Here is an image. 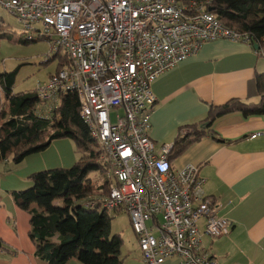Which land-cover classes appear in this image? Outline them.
I'll list each match as a JSON object with an SVG mask.
<instances>
[{
  "label": "built area",
  "instance_id": "built-area-1",
  "mask_svg": "<svg viewBox=\"0 0 264 264\" xmlns=\"http://www.w3.org/2000/svg\"><path fill=\"white\" fill-rule=\"evenodd\" d=\"M0 9L16 18L27 41L48 39L43 62L56 54L68 59L67 68L34 92L51 113L61 96L78 98L107 173L106 191L86 207L126 213L144 264H219L202 236L224 237L232 222L204 195L198 167L174 169L167 160L172 146L156 148L148 137L156 103L151 86L207 41L248 39L196 2L0 0Z\"/></svg>",
  "mask_w": 264,
  "mask_h": 264
},
{
  "label": "crops",
  "instance_id": "crops-1",
  "mask_svg": "<svg viewBox=\"0 0 264 264\" xmlns=\"http://www.w3.org/2000/svg\"><path fill=\"white\" fill-rule=\"evenodd\" d=\"M8 25L0 14V30L8 31ZM55 71L56 66L45 81ZM257 75H264V47L256 52L241 41L205 42L152 84L156 103L148 137L156 148L172 146L178 137L192 134L191 126H202L211 107L234 99L256 103ZM36 114L46 120L52 117L45 102L37 105ZM77 158L72 141L60 139L18 164L8 160L0 165V264H47L35 256L28 236L30 211L37 204L18 203L15 195L32 186L31 175L70 168ZM188 165L198 167L205 180L204 195L216 202L218 216L232 222L224 237L203 234V247L219 264H264V115L244 118L234 113L216 120L200 141L172 163L174 169ZM199 225L203 231L204 222ZM65 264L80 263L70 259ZM165 264L177 262L171 259Z\"/></svg>",
  "mask_w": 264,
  "mask_h": 264
},
{
  "label": "trees",
  "instance_id": "trees-1",
  "mask_svg": "<svg viewBox=\"0 0 264 264\" xmlns=\"http://www.w3.org/2000/svg\"><path fill=\"white\" fill-rule=\"evenodd\" d=\"M185 6L202 4L223 27L248 39L256 52L264 47V0H174ZM2 27V26H1ZM47 41L42 37L32 41ZM243 41V40H241ZM56 71L67 68L66 56L54 55ZM52 61V62H53ZM18 69V68H17ZM17 69L0 73V165L8 160L18 164L27 156L45 150L53 141L68 139L74 144L78 158L67 169H52L31 175L32 186L15 195L23 205L35 202L30 211L28 236L35 247V256L47 264H65L70 259L80 264H122L119 234H111L106 210L88 209L96 192H105L107 181L92 183L93 173L106 174L100 160L97 143L79 116L76 94L59 98V105L50 120L36 114L41 102L35 92H14ZM256 103L238 99L211 107L202 126H191L192 134L178 137L167 155L172 163L192 144L200 141L212 124L229 114L240 113L244 118L264 115V75H257ZM208 124V127L205 126ZM220 143L224 140L217 136ZM62 203L61 206L55 202ZM1 246V244H0Z\"/></svg>",
  "mask_w": 264,
  "mask_h": 264
},
{
  "label": "rangeland",
  "instance_id": "rangeland-1",
  "mask_svg": "<svg viewBox=\"0 0 264 264\" xmlns=\"http://www.w3.org/2000/svg\"><path fill=\"white\" fill-rule=\"evenodd\" d=\"M8 31L0 30V73L12 72L17 69L15 76V92L32 91L36 83H43L49 72L54 70L55 61L43 62L44 56L49 53L47 41H27V34L10 13L0 9ZM12 39H7V37ZM113 120L114 113L111 114ZM106 174L93 173L90 175L92 183L103 182ZM55 205L61 206L59 201ZM102 209L99 208V212ZM111 234H119L122 240L120 260L122 264H143L136 235L130 219L124 212L108 211Z\"/></svg>",
  "mask_w": 264,
  "mask_h": 264
},
{
  "label": "water",
  "instance_id": "water-1",
  "mask_svg": "<svg viewBox=\"0 0 264 264\" xmlns=\"http://www.w3.org/2000/svg\"><path fill=\"white\" fill-rule=\"evenodd\" d=\"M208 11H210V12H211V11H212V9H209ZM253 48H254L255 50H257L258 46H257V45H254V46H253ZM205 126H208V124H205Z\"/></svg>",
  "mask_w": 264,
  "mask_h": 264
}]
</instances>
